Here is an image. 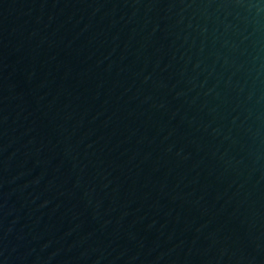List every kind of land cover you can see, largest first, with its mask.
<instances>
[{"label":"water","instance_id":"95a60500","mask_svg":"<svg viewBox=\"0 0 264 264\" xmlns=\"http://www.w3.org/2000/svg\"><path fill=\"white\" fill-rule=\"evenodd\" d=\"M0 264H264V0H0Z\"/></svg>","mask_w":264,"mask_h":264}]
</instances>
